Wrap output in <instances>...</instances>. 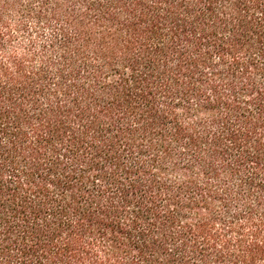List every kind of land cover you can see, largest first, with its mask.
<instances>
[{"label":"trees","instance_id":"obj_1","mask_svg":"<svg viewBox=\"0 0 264 264\" xmlns=\"http://www.w3.org/2000/svg\"><path fill=\"white\" fill-rule=\"evenodd\" d=\"M0 264H264V0H0Z\"/></svg>","mask_w":264,"mask_h":264}]
</instances>
